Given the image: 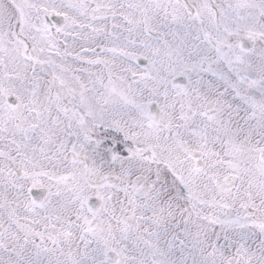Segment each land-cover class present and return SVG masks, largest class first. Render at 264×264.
Listing matches in <instances>:
<instances>
[{
    "label": "snow or ice",
    "instance_id": "obj_1",
    "mask_svg": "<svg viewBox=\"0 0 264 264\" xmlns=\"http://www.w3.org/2000/svg\"><path fill=\"white\" fill-rule=\"evenodd\" d=\"M0 264H264V0H0Z\"/></svg>",
    "mask_w": 264,
    "mask_h": 264
}]
</instances>
